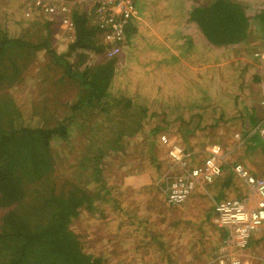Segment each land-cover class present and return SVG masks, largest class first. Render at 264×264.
<instances>
[{
  "label": "rangeland",
  "instance_id": "obj_1",
  "mask_svg": "<svg viewBox=\"0 0 264 264\" xmlns=\"http://www.w3.org/2000/svg\"><path fill=\"white\" fill-rule=\"evenodd\" d=\"M140 1L142 3L146 0ZM148 1L156 7L161 5L164 10L176 0ZM235 1L246 8L250 17L254 16L256 8H264V0ZM211 2L213 0H180L174 7L182 3L190 11L193 7L207 6ZM33 4V0H0V28L10 36H18L33 45L26 52L14 53L10 58L14 63L3 58L6 61L1 66L4 68L11 65L7 69V74L11 76L0 80V101L11 100L19 110L20 116L15 120L16 127H52L70 116L71 106L77 99L81 86L75 79L61 78L63 69L53 62L54 57L51 55V50H55L57 55L65 52L73 35L69 37L64 27L44 14L42 9L33 10L30 19L25 14L22 18L19 17L22 7L27 11ZM187 24L192 37L199 35L203 38L198 27L195 26L194 29L191 22ZM258 31L250 18L248 38L241 42L248 44L250 37L247 50L254 47V43L261 42ZM181 43L184 44V40ZM182 44L180 51H184ZM243 47L240 46L242 49ZM191 48V59L187 61L190 67L203 61L200 59L201 50ZM218 56L219 61L221 57L227 59L224 65L219 66L218 63L214 67L219 69L212 71L214 79L211 82L220 81L218 85L223 86L227 84H223V80L230 77L227 66L236 68L239 63L233 60V54L229 58L226 52H220ZM92 58L95 57L91 56L90 59ZM116 59L118 73L111 89L114 94L153 89L151 86L156 84L155 77L150 82L141 75L132 80L128 69L123 71V57ZM212 59L215 60V57ZM258 68L261 69L259 66ZM197 70L198 68L192 71L200 79L203 76ZM192 71L187 72L184 78L183 69H180L181 75L177 69L172 70L184 83ZM1 72L4 75L2 70ZM15 73L20 74L14 78ZM132 76L135 77V74ZM205 81L201 79L203 84ZM253 82L246 89H254L252 87L256 82ZM146 85H150L149 89ZM254 92L249 90L248 95L253 96ZM123 107L124 103L117 102L109 107V115L104 114L101 107L96 105L84 107L75 115L73 123L66 122L65 126L69 129L68 140L65 143L58 140L52 143L54 154L61 157L67 156L69 149L72 150L70 144L74 148L77 145L80 150L87 149L88 153L99 149L107 151L112 132H116L115 129L125 131L119 140L122 148L117 152L107 151L104 157L101 184L87 186L93 194L96 188L107 189L101 194L105 200L96 202L97 205L94 203L97 207L92 213L83 208L71 223L70 228L79 237L84 252L101 259L102 264H217L216 250L222 242V234L213 223V202L246 196V188L232 173L234 164L241 163L250 169L254 167L258 169L255 172L260 171L259 175H264V147L259 137L252 135L255 127L248 129L243 124L239 131L235 120L198 134L192 126H182L178 122L166 124L155 118L150 123L144 120L143 127L130 136L129 130L138 128L139 110L135 108L132 112ZM80 122L87 127L86 132L81 128ZM92 126H99L101 129L94 133L95 137L88 138V129ZM162 134L169 137L171 143L180 145L188 152L192 149L199 150L198 153L195 152L198 160L205 156L207 147L211 145H220L228 154L223 176L213 185L198 190L186 203L177 207L166 202L162 190L161 180L167 170L166 147L163 148L158 141ZM69 156L71 155L67 157ZM75 161L72 156L68 160L71 164ZM245 253L248 264H264V232L261 236L252 238Z\"/></svg>",
  "mask_w": 264,
  "mask_h": 264
},
{
  "label": "trees",
  "instance_id": "obj_2",
  "mask_svg": "<svg viewBox=\"0 0 264 264\" xmlns=\"http://www.w3.org/2000/svg\"><path fill=\"white\" fill-rule=\"evenodd\" d=\"M179 1H172L163 11L161 5L156 7L148 0L142 3L135 0L138 15L125 27L124 60L127 65L141 70L147 82L156 78L152 91L112 92L118 59L104 58L107 46L100 36L101 30L77 9L72 12L75 30L67 50L58 55L51 50L53 62L63 69L61 78L75 79L81 86L70 116L52 127H16L19 110L11 100L0 101V264H102L101 259L84 252L79 237L70 226L83 208L92 213L96 202L105 200L101 194L107 189L96 188L93 194L87 186L99 185L104 157L107 151L112 153L122 148L119 140L125 131L115 129L116 132H112L107 151L99 149L88 153L87 149L80 150L77 145L74 148L70 144L72 150L68 153L76 160L72 164L68 162L69 154L56 156L52 143L68 140L66 122L74 120L84 107L99 106L106 115H109V107L117 102L124 103V110L133 112L137 108L140 122L138 128L129 130L130 136L143 127L144 120L150 123L155 118L166 124L178 122L195 130H206L244 117L250 128L256 127L258 122L253 121L256 108L239 106L246 66L242 68L243 65L238 64L237 69L230 71V77L223 80V84L228 83L226 87L219 86L220 81L204 84L199 81L197 85L181 89L183 81L167 71L171 62L182 66L179 58L169 55L165 44L148 35L147 25L157 26L168 15L173 19L161 29L166 40L169 36L176 41L185 39L186 35L177 28L187 21L194 23L211 45L226 47L248 38L250 18L259 32H264V8H256L254 16L250 17L246 8L235 0H213L207 6L193 7L190 11L182 3L175 8ZM25 13L22 7L19 17ZM0 33L1 80L11 76L7 74L11 65L1 66L6 61L3 58L12 62L10 58L14 53L26 52L33 45L18 36H10L1 28ZM91 56L95 58L90 59ZM179 73L182 74L180 70ZM80 126L86 132L85 124L80 122ZM100 129L99 126L90 127L88 138L95 137L94 133ZM220 234L224 239L225 233Z\"/></svg>",
  "mask_w": 264,
  "mask_h": 264
},
{
  "label": "built area",
  "instance_id": "obj_3",
  "mask_svg": "<svg viewBox=\"0 0 264 264\" xmlns=\"http://www.w3.org/2000/svg\"><path fill=\"white\" fill-rule=\"evenodd\" d=\"M33 1L25 17L30 19L33 10L42 9L44 14L64 27L69 37L75 30L73 10L85 13L90 22L101 30L100 36L107 46L104 52L106 59L119 58L126 51L125 27L138 15L134 0ZM254 51L253 58L264 66V44ZM259 88L258 108L262 116L252 135L259 137L264 146V77L259 81ZM159 140L167 148L168 166L161 183L165 200L170 206L183 205L196 191L222 177L228 154L220 145L208 146L205 156L198 160L180 145L171 143L164 134ZM232 173L246 188L247 194L242 199L214 202V223L226 233L216 250L215 260L217 264H248L245 250L254 236H261L264 232V179L256 177L241 163L233 165Z\"/></svg>",
  "mask_w": 264,
  "mask_h": 264
},
{
  "label": "crops",
  "instance_id": "obj_4",
  "mask_svg": "<svg viewBox=\"0 0 264 264\" xmlns=\"http://www.w3.org/2000/svg\"><path fill=\"white\" fill-rule=\"evenodd\" d=\"M188 8H187V10H188ZM172 19L173 18H171L169 16H166V19H162L163 21L165 20V22L161 21L160 24H158L157 26L147 25V27H148L147 31H148V35L149 36H155V38L157 40H159L163 44H165L166 48L168 49L169 55L176 56V57L179 58V62L182 64V66H179L178 63L171 62L170 65H169V67H170L169 72H171L172 70H175V69H177L178 72H179L180 69H183V71H184L183 77L186 78L187 72L195 70V69L198 68L197 72H199L200 76H203V77H200V79H197L196 78V73H194V71L190 72L189 75H188L187 81L185 83L182 82V84L183 83L184 84L181 85L180 88L182 87L181 89H185L186 87L189 88L192 84L193 85H197L199 83V81H201V79H204L207 82H211L214 79L212 71H214V69L215 70L219 69V68H214V67L217 66L218 63H220L219 66L224 65L225 64L224 62L227 59L225 57H221V59L219 61L218 54L220 52H221V54L223 52H226L227 55L229 56V58H230V54H233V58H234L233 60H237V62L239 64H242L243 65L242 68L243 67L245 68V66H246V68L244 69L245 73L242 75L243 78H244V86L245 87L243 89V91H244L243 92V96H242L241 99H239V103H240L239 106L241 108H243V107L245 108L247 106L253 107L254 109L256 108L255 112H257V113L254 115L253 121L258 122L260 120L261 116H262L261 115L262 112L258 108L259 99H260L259 81L264 77V66L259 64L253 58V53L255 52L254 50L256 48L263 47V44H264V32H259L258 31L260 33V36H261V39L259 41H261V42L260 43H254L253 44L254 47H250V49H248V50H247V47H248V44L251 41L250 37H249V40H248V44L247 43H239V44L230 45V46H226V47H214L213 45H211L210 43H208L206 41V39L204 38V36L202 35L201 32H200V35L203 38H201L199 35H198V37H195V36L192 37L193 34L188 30L189 29L188 28L189 27L188 24H190V23L187 24V21H186L183 24H180L179 27L177 28L178 32H181L184 35H186V38L183 39L185 43L182 44L181 42L183 40H177L176 41L175 38H171L170 36H169L168 40H166L165 39L166 34L161 32V29L162 28L165 29L167 27L166 25L169 24L170 23L169 21H171ZM167 21H168V23H166ZM191 24L194 25L193 28L195 29L196 25L194 23H191ZM166 33H169V32H166ZM181 44H182V46H184V51H180L179 50V49H181V47H180ZM258 44H260V46L257 47ZM240 46H242V47L244 46L245 48L243 47V49H242V48H240ZM191 47H197V48H199L201 50L202 55H201L200 59L203 60L199 64H195V66H192V67H190V64L187 62L189 59H191V53H189L190 50L192 49ZM239 48L242 49V50H240ZM122 57H123L122 61H124V58H126V51L122 54ZM213 57H215V60L212 59ZM190 63H192V61H190ZM258 66L261 67V69H259ZM227 67H228V69H230L229 73H230V71H232V69H237V68H235V67H233L231 65H228ZM123 68H124L123 71H125V69H128V74L130 75L132 80H134L136 77H138L140 75L143 76V72L141 70H139L135 65H130L129 63L127 65L126 62H125ZM117 73H118V69H117ZM133 73L135 74V77L132 76ZM253 80L256 82V84H255L254 87H252L254 89H249V90L250 91L253 90L255 92H254L253 96H249L248 95V91L249 90L246 89V86L250 85V84H253L254 83ZM226 85H228V83ZM226 85H223V87H226ZM128 86L132 87V84L128 83ZM133 92H137V91L136 90H132V93ZM139 92H142V91L139 90ZM132 93H130V94H132ZM189 95L191 96L190 93H189ZM244 112H245V116H246V111H244ZM236 121L238 123V126L236 127V129L238 128L237 130H239V131L242 128L243 124H244L245 128L249 127V121L246 118H244V117L238 118ZM182 126H184V125H182ZM206 130L211 131V130H214V129H206ZM206 130H197V132H198V134H202L201 131H206ZM190 152L193 154V156H196V153H198L199 150L198 151H194V149H192ZM201 152H203V151H201ZM247 168L251 171V173L255 174L256 177H259V178L260 177H264L263 174H261L263 176L259 175L260 171H259V173L254 171V170L258 171V169H255L254 167H252L253 170L250 169L249 167H247ZM211 185H213V184H211ZM211 185H208V187L211 186Z\"/></svg>",
  "mask_w": 264,
  "mask_h": 264
},
{
  "label": "clouds",
  "instance_id": "obj_5",
  "mask_svg": "<svg viewBox=\"0 0 264 264\" xmlns=\"http://www.w3.org/2000/svg\"><path fill=\"white\" fill-rule=\"evenodd\" d=\"M63 1H68V0H63ZM126 49H127V48H126ZM252 174H253V173H252ZM222 176H223V175H222ZM207 187H208V186H207ZM204 188H206V187H204ZM204 188H201V189H199V190H202V189H204ZM196 192H198V191H196ZM196 192H195V193H196ZM195 193H194V194H195ZM194 194H193V195H194ZM193 195H192V196H193ZM192 196H191V197H192ZM191 197H190V198H191ZM190 198H189V199H190ZM242 198H244V197H241V198H239V199H242ZM217 201H219V200H217ZM214 202H215V201H214ZM214 202H213V218H214ZM213 223H214V220H213ZM214 225H215V223H214ZM215 226H216V225H215ZM216 227H217V226H216ZM217 228H218V227H217ZM218 230L220 231V233H225L224 231H221L219 228H218ZM225 235H226V233H225ZM224 238H225V237H224ZM221 240H223V239H221ZM250 244H251V243H250ZM249 246H250V245H249ZM246 254H247V253H246Z\"/></svg>",
  "mask_w": 264,
  "mask_h": 264
},
{
  "label": "flooded vegetation",
  "instance_id": "obj_6",
  "mask_svg": "<svg viewBox=\"0 0 264 264\" xmlns=\"http://www.w3.org/2000/svg\"><path fill=\"white\" fill-rule=\"evenodd\" d=\"M160 137V136H159ZM159 142H160V140H158ZM161 144V143H160ZM162 145V144H161ZM162 147H163V145H162ZM164 148V147H163ZM165 150H166V164H168V160H167V148H165ZM168 166V165H167Z\"/></svg>",
  "mask_w": 264,
  "mask_h": 264
}]
</instances>
